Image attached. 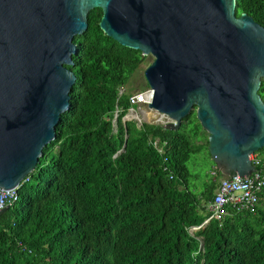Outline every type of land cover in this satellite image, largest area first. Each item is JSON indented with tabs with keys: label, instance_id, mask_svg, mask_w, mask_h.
<instances>
[{
	"label": "trees",
	"instance_id": "obj_1",
	"mask_svg": "<svg viewBox=\"0 0 264 264\" xmlns=\"http://www.w3.org/2000/svg\"><path fill=\"white\" fill-rule=\"evenodd\" d=\"M235 12L264 28V0H236ZM101 15L91 10L73 39L76 79L55 139L0 215V264H264L262 200L207 221L225 176L213 163L201 179L188 170L208 155L195 111L175 130L124 120L145 57L106 36Z\"/></svg>",
	"mask_w": 264,
	"mask_h": 264
},
{
	"label": "water",
	"instance_id": "obj_2",
	"mask_svg": "<svg viewBox=\"0 0 264 264\" xmlns=\"http://www.w3.org/2000/svg\"><path fill=\"white\" fill-rule=\"evenodd\" d=\"M93 9L106 36L153 58L148 107L171 120L164 128L195 111L220 182L255 172L264 28L237 16L236 0H0V191L16 188L55 139L76 79L67 68L78 53L73 39Z\"/></svg>",
	"mask_w": 264,
	"mask_h": 264
},
{
	"label": "built area",
	"instance_id": "obj_3",
	"mask_svg": "<svg viewBox=\"0 0 264 264\" xmlns=\"http://www.w3.org/2000/svg\"><path fill=\"white\" fill-rule=\"evenodd\" d=\"M150 94L151 89L149 87L132 94L129 97V102L132 106L129 111H132L135 107L139 108V106L148 107ZM154 117L155 122L161 125H165L171 121L168 117L158 114L155 110ZM251 160L256 168L255 172L251 173V175L231 177V180L220 182L212 201L208 205L211 215L207 221L215 219L221 222L227 215V208L229 207L239 212H254L256 207L261 203L264 196V161L255 154L251 156ZM21 183L8 192L0 191V209L8 207L17 201V189ZM193 229L197 230L199 228Z\"/></svg>",
	"mask_w": 264,
	"mask_h": 264
},
{
	"label": "rangeland",
	"instance_id": "obj_4",
	"mask_svg": "<svg viewBox=\"0 0 264 264\" xmlns=\"http://www.w3.org/2000/svg\"><path fill=\"white\" fill-rule=\"evenodd\" d=\"M153 58L148 55L145 57L144 61L136 69L132 77L130 78L125 91L129 92L131 95L140 92L142 87H145L146 80L144 77L145 69L151 64ZM145 89V88H144ZM127 121L135 122L136 126H140L141 123H151L155 124L154 110L148 107L139 106L135 107L132 111H129L124 117ZM261 151V150H260ZM256 153V156L264 160V150ZM207 157L209 155L206 152L198 153L192 156L191 160L187 163L188 170L193 176L198 179L204 178L209 171V163ZM264 205V198L262 199Z\"/></svg>",
	"mask_w": 264,
	"mask_h": 264
},
{
	"label": "crops",
	"instance_id": "obj_5",
	"mask_svg": "<svg viewBox=\"0 0 264 264\" xmlns=\"http://www.w3.org/2000/svg\"><path fill=\"white\" fill-rule=\"evenodd\" d=\"M257 154H258V153H257ZM255 155H256V154H255ZM208 163H209V164H212V162H211L210 158H209V160H208Z\"/></svg>",
	"mask_w": 264,
	"mask_h": 264
},
{
	"label": "clouds",
	"instance_id": "obj_6",
	"mask_svg": "<svg viewBox=\"0 0 264 264\" xmlns=\"http://www.w3.org/2000/svg\"><path fill=\"white\" fill-rule=\"evenodd\" d=\"M142 124V123H141Z\"/></svg>",
	"mask_w": 264,
	"mask_h": 264
}]
</instances>
